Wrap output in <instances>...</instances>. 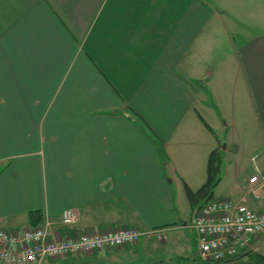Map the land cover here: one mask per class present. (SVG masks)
Instances as JSON below:
<instances>
[{"label":"crops","instance_id":"obj_1","mask_svg":"<svg viewBox=\"0 0 264 264\" xmlns=\"http://www.w3.org/2000/svg\"><path fill=\"white\" fill-rule=\"evenodd\" d=\"M213 2L0 0V229L21 231L38 212L56 237L165 232L43 264H208L194 261L184 184L204 182L215 147L262 158L233 200L264 171V10L233 17ZM66 208L76 223L61 224Z\"/></svg>","mask_w":264,"mask_h":264},{"label":"built area","instance_id":"obj_2","mask_svg":"<svg viewBox=\"0 0 264 264\" xmlns=\"http://www.w3.org/2000/svg\"><path fill=\"white\" fill-rule=\"evenodd\" d=\"M264 199V171L256 170L247 178L240 200L211 198L194 214L191 228L195 236V258L198 262L222 263L257 249L259 234L264 231V208L254 210L246 197ZM60 222L78 221L74 208L61 211ZM47 219L21 231L0 229V261L5 264H43L76 254L121 247L136 243L141 236L163 240L162 228L117 227L101 232H83L56 237Z\"/></svg>","mask_w":264,"mask_h":264},{"label":"rangeland","instance_id":"obj_3","mask_svg":"<svg viewBox=\"0 0 264 264\" xmlns=\"http://www.w3.org/2000/svg\"><path fill=\"white\" fill-rule=\"evenodd\" d=\"M217 2L211 3L212 6H214L215 9H225L228 11V13H231L233 17H240L238 13H245V10H249L253 12L255 10V5L257 6L256 12L259 15V9L262 8L264 10V0H259V3L253 2L251 0H242L241 2L239 0H234V2H231L232 4H219L218 1L221 0H216ZM250 4V6H249ZM231 16V17H232ZM231 18L232 21H235ZM238 21V20H237ZM237 23V22H236ZM238 24V23H237ZM239 26V24H238ZM262 27V25H261ZM240 28V27H237ZM241 38V34H231L230 39L232 40V43H237L239 39ZM210 48L213 49V52L210 53L213 56L216 54L222 53V51H217L213 48V46H209ZM244 126V125H243ZM242 132V129H241ZM218 139L216 142L221 145V148L226 145V139L228 138V132L227 129L225 131L219 130L218 132ZM244 132L241 133V137L244 136ZM238 140V138L236 137ZM236 142V140L234 139ZM229 147V145H228ZM233 147H236V145L233 144ZM249 152H242L239 154H235L234 156L228 155L224 156L222 155L220 158V172H219V181L216 184V188L214 187L213 189V198H219V197H232L235 194H231L229 191V188L231 187L232 184L235 183V181H242L245 173H249L253 166L257 163L260 162L262 158H250V154L248 155ZM236 156V157H235ZM241 164V171L237 174L235 167L236 165ZM187 220H189V213L187 214ZM189 233L191 230L189 229ZM188 235V234H187ZM156 241V239L154 238ZM255 244H257V249L253 250L250 255H247L245 257H236L235 259H232L229 262H222V264H264V231H262L259 234V237L257 238L256 241H254ZM208 264H213V263H208Z\"/></svg>","mask_w":264,"mask_h":264},{"label":"trees","instance_id":"obj_4","mask_svg":"<svg viewBox=\"0 0 264 264\" xmlns=\"http://www.w3.org/2000/svg\"><path fill=\"white\" fill-rule=\"evenodd\" d=\"M201 119V118H200ZM204 126L212 132V129L201 119ZM219 172H220V151L218 147H215L210 150L207 155L206 160V179L204 182L196 189L192 190L186 184H184V193L187 199V202L192 213V218L195 212L208 200L213 197V189L219 181ZM30 223L36 225L41 219V214L38 212H31L30 214ZM249 253L248 255H250ZM235 259V258H234ZM194 261H197L194 259ZM208 263V262H204ZM220 264V263H217Z\"/></svg>","mask_w":264,"mask_h":264},{"label":"water","instance_id":"obj_5","mask_svg":"<svg viewBox=\"0 0 264 264\" xmlns=\"http://www.w3.org/2000/svg\"><path fill=\"white\" fill-rule=\"evenodd\" d=\"M250 253V251L245 252L242 256L245 257Z\"/></svg>","mask_w":264,"mask_h":264}]
</instances>
